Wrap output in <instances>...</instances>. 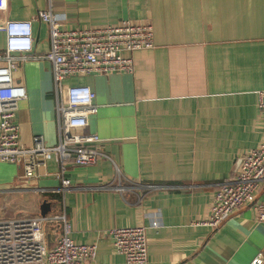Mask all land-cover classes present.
Masks as SVG:
<instances>
[{
    "label": "crops",
    "instance_id": "0c3cea01",
    "mask_svg": "<svg viewBox=\"0 0 264 264\" xmlns=\"http://www.w3.org/2000/svg\"><path fill=\"white\" fill-rule=\"evenodd\" d=\"M51 12L67 29L95 28L124 19L148 22L153 47L135 50L129 72L70 76L86 85L98 110L82 130L97 134L121 175L106 159L68 164L61 186L50 159L37 178L20 184L22 167L0 160V218L64 212L70 237L95 244L92 264H128L112 244L110 230L146 227V264H250L264 254V222L250 207L219 227L208 218L219 185L239 171V157L263 139L257 91L264 89V0H7L5 20ZM32 55L49 49V27L33 22ZM4 34L0 32V49ZM12 79L26 97L16 118L22 144L41 136L57 142L53 78L47 60L18 62ZM156 189L147 191L144 186ZM264 201V183L257 194ZM7 213L11 216L6 215ZM61 225L46 227L52 246Z\"/></svg>",
    "mask_w": 264,
    "mask_h": 264
},
{
    "label": "built area",
    "instance_id": "2783aa9c",
    "mask_svg": "<svg viewBox=\"0 0 264 264\" xmlns=\"http://www.w3.org/2000/svg\"><path fill=\"white\" fill-rule=\"evenodd\" d=\"M6 7L7 0H0V11ZM36 20L49 27V49L41 55L31 54ZM0 32L4 34L0 49V160L21 166L19 180L31 184L37 178V168L54 159L59 165L56 176L61 191L70 187L65 177L68 164L87 166L106 159L115 168L118 183L113 188L122 193L125 188L120 183L121 175L112 158L100 148V137L82 131L88 125V117L98 110L95 92L86 85L67 86L65 80L92 73L132 71V58L124 54L153 47L152 25L124 19L95 28L67 29L51 10H42L30 19L1 22ZM30 58L47 60L51 66L57 130V142L52 145H47L41 136H33L29 146L21 142L16 112L26 90L12 79L11 73L18 62ZM256 94L264 133V89ZM239 167L234 177L219 185L208 218L197 224L219 227L245 207H250L264 222V201L257 200L264 183V134L256 148L239 157ZM144 187L147 191L156 189L152 185ZM56 223L61 225V234L49 246L46 227ZM69 232L64 212L0 218V264H92L96 245L76 243ZM109 233L114 249L126 263L146 264L145 226L117 227ZM250 264H264V254H258Z\"/></svg>",
    "mask_w": 264,
    "mask_h": 264
},
{
    "label": "water",
    "instance_id": "95a60500",
    "mask_svg": "<svg viewBox=\"0 0 264 264\" xmlns=\"http://www.w3.org/2000/svg\"><path fill=\"white\" fill-rule=\"evenodd\" d=\"M50 209L49 204L46 201H43L40 205V214L45 215Z\"/></svg>",
    "mask_w": 264,
    "mask_h": 264
},
{
    "label": "rangeland",
    "instance_id": "374dc122",
    "mask_svg": "<svg viewBox=\"0 0 264 264\" xmlns=\"http://www.w3.org/2000/svg\"><path fill=\"white\" fill-rule=\"evenodd\" d=\"M20 184L23 185V186H26V187L30 185L29 181H25V182L24 181H20ZM6 215L11 216V214H9V213H7ZM27 215H31V214H27ZM35 215H41V214L38 213V214H35Z\"/></svg>",
    "mask_w": 264,
    "mask_h": 264
}]
</instances>
